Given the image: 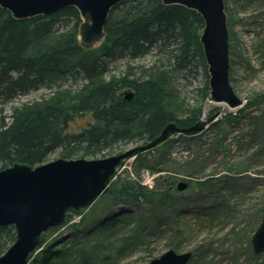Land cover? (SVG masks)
Returning <instances> with one entry per match:
<instances>
[{
  "label": "rangeland",
  "instance_id": "obj_1",
  "mask_svg": "<svg viewBox=\"0 0 264 264\" xmlns=\"http://www.w3.org/2000/svg\"><path fill=\"white\" fill-rule=\"evenodd\" d=\"M224 4L230 84L242 104L230 109L223 103L208 102L207 97L202 96L204 78L200 71L169 74L167 93L171 97L168 95L165 100L173 107L170 111L178 120L177 124L182 125L183 120L194 115L195 122L209 117L212 120L199 133L170 135L158 146L120 163L112 182L119 187L125 183H139L151 192V196L147 201L141 198L139 202L115 204L111 208V214L127 210L141 221L134 233L136 245L124 249L125 253L118 248L100 251L97 253L99 259H106L94 262L96 264H146L167 250L190 252L192 257L188 264H264V253L254 254L250 243L261 222L259 209L264 201V0H224ZM166 61L165 56L152 50L132 63L119 60L104 79L121 78L129 73L128 68L136 73L135 76L141 70L149 72L153 66L164 69ZM87 87L85 80L51 79L38 90L9 103H0V123L9 122L16 112L33 105L55 100L72 102V97ZM133 92L124 87L117 95L124 97ZM90 123H93L90 114L75 117L69 131H78ZM140 144L144 143L123 142L95 158H106ZM73 152L68 155L63 149H57L44 163L58 158L91 160L77 149ZM206 179L209 181L205 185L198 184ZM181 182L187 187L178 190ZM122 197L121 200L126 199ZM111 202L103 196L87 209L67 211L65 223L43 233L44 242L29 259L41 256L46 246L62 249L73 238L79 249L95 248L94 241L91 247L82 243L83 233L92 230L98 220L96 216L101 219L112 216L107 210L96 215L101 207ZM220 205H229L232 209L229 220L220 224L215 221L211 225L206 222L200 227L198 217ZM126 253L129 255L123 257Z\"/></svg>",
  "mask_w": 264,
  "mask_h": 264
},
{
  "label": "trees",
  "instance_id": "obj_2",
  "mask_svg": "<svg viewBox=\"0 0 264 264\" xmlns=\"http://www.w3.org/2000/svg\"><path fill=\"white\" fill-rule=\"evenodd\" d=\"M80 22L74 8L25 20H15L0 8V103H9L38 90L51 79L85 80L88 85L72 97V102L55 100L33 105L16 112L9 122L2 121L0 169L16 162L32 167L43 164L57 149H63L68 155L77 149L84 157L97 159V154L113 150L123 142L146 143L167 123L177 124L178 120L170 111L173 107L165 100L168 95L171 97L167 93L170 73L200 71L204 78L202 96L208 97V74L199 41L203 23L195 11L179 5L166 6L162 0H123L111 9L104 38L95 47H85L79 42ZM152 50L166 57L164 69L153 66L149 72L141 70L135 76L128 68L129 73L121 78L104 79L119 60L132 63ZM124 87L134 91L130 100L117 95ZM83 114H90L93 123L78 131H69L75 117ZM195 120L196 115L177 125L188 127ZM209 179L198 184L205 185ZM103 196L112 202L101 207L96 215L105 210L109 212L115 204L129 205L141 198L147 201L151 192L136 182L120 187L111 182L98 199ZM122 196L126 199L121 200ZM209 212L198 217L200 227L206 222L210 225L215 221L224 223L233 213L229 205H220ZM130 213L127 210L109 212L112 216H103V219L94 215L99 224L95 221L92 230L82 236V243L90 247L95 242L92 250L79 249L73 238L59 250L43 247L41 256L33 259L29 256V264H96L106 259H99L100 251L118 248L125 253L124 249L135 248L134 233L141 221ZM263 214L264 201L259 209V220ZM44 240L42 234L41 243ZM14 241V228L0 226V255ZM126 255L129 254L123 257Z\"/></svg>",
  "mask_w": 264,
  "mask_h": 264
},
{
  "label": "water",
  "instance_id": "obj_3",
  "mask_svg": "<svg viewBox=\"0 0 264 264\" xmlns=\"http://www.w3.org/2000/svg\"><path fill=\"white\" fill-rule=\"evenodd\" d=\"M123 0H0V8L15 20L49 16L74 8L81 20L78 40L85 47H95L104 38L109 13ZM163 5H179L195 11L202 19L199 37L207 68L208 102L223 103L230 109L242 104L229 77V42L224 0H162ZM131 93L124 95L130 100ZM212 120L199 119L180 127L167 123L158 135L144 144L102 159H64L30 166L13 163L0 169V226H12L15 241L0 255V264H27L29 256L41 243V236L65 223L69 210L89 208L111 184L120 163L137 152L150 150L170 135H192ZM187 184H178L183 190ZM254 254L264 253V214L250 239ZM190 252L167 250L146 264H188Z\"/></svg>",
  "mask_w": 264,
  "mask_h": 264
}]
</instances>
